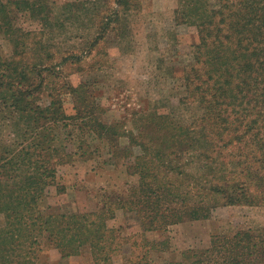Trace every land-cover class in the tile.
I'll return each mask as SVG.
<instances>
[{
  "label": "trees",
  "instance_id": "1",
  "mask_svg": "<svg viewBox=\"0 0 264 264\" xmlns=\"http://www.w3.org/2000/svg\"><path fill=\"white\" fill-rule=\"evenodd\" d=\"M98 1L76 0L56 15L49 0H0V37L11 47L0 54V126L13 130L8 144L0 138V264H49L40 260L45 249L66 259L86 246L95 264H109L129 242L107 224L117 209L134 214L143 234L163 236L129 245L128 263L148 264L152 251L168 250L165 235L173 225L206 220L219 206L264 207V0H178L175 22L198 35L181 101L195 102L201 113L188 124L171 114L136 115L130 129L96 116L90 83L60 82L64 67L81 63L137 5ZM85 3L93 34L81 48L61 47L57 31L74 26L79 12L90 10ZM14 14L33 19L38 29L17 26ZM64 96L72 98V115ZM68 128L79 132L80 157L91 159L85 139L95 135L105 142L104 164L138 177L127 198L100 212L41 207L48 188L65 192L58 169L70 153L57 132ZM189 258L191 264H264V229L213 235L209 248Z\"/></svg>",
  "mask_w": 264,
  "mask_h": 264
},
{
  "label": "rangeland",
  "instance_id": "2",
  "mask_svg": "<svg viewBox=\"0 0 264 264\" xmlns=\"http://www.w3.org/2000/svg\"><path fill=\"white\" fill-rule=\"evenodd\" d=\"M49 1L58 15L65 4L76 0ZM80 1L90 3L93 0ZM97 1L99 4L102 2ZM135 1L137 5L117 23L111 24L115 29L109 30L106 38L85 55L81 63L64 67L59 73L60 82L71 86L90 83L98 107L96 116L108 124L120 121L130 129L133 117L152 112L171 114L188 124L201 113L195 102L181 101L185 96L181 78L184 68L192 62V48L198 41L197 31L192 26L175 22L178 0ZM89 3L84 6L90 10H81V17L74 26L67 31H57L56 41L61 47L74 45L81 48L88 39L87 35L93 34ZM13 20L25 30L38 29L37 22L26 15L14 14ZM10 52V44L0 37V54L8 55ZM41 101L47 103V98L43 96ZM63 104L66 114L72 115V98L64 96ZM68 131L71 132L70 137ZM12 132L0 126V138L3 136L7 144L12 140ZM57 133L59 144H66V152L70 153L66 163L58 169V182L65 186V192L60 193L55 187L48 188L42 208L48 206L51 211L59 213L100 212L108 203L128 197L129 189L137 185L138 177L127 174L120 164L103 163L108 158L103 148L104 141L95 135L86 137L88 151L93 153L91 159L86 160L79 156L81 151L77 150L81 143L76 129L68 128ZM121 144H126L125 138L121 139ZM75 151L78 154L74 155ZM0 220H3L2 216ZM107 224L110 228L119 229L121 236L129 240L109 264H129L128 258H132L129 245L132 241L140 242L142 236L151 240L163 238L159 233L143 234L137 217L122 210L117 209ZM247 229H264V207L219 206L206 220L171 226L165 235L169 240L168 250L152 251L148 255V264H191L189 256L209 248L213 235ZM40 260L49 264H95L88 246L82 248L78 256L66 259H61L53 249H45Z\"/></svg>",
  "mask_w": 264,
  "mask_h": 264
}]
</instances>
